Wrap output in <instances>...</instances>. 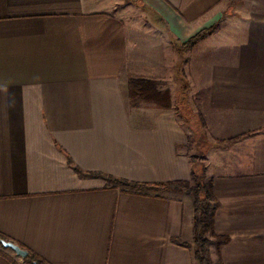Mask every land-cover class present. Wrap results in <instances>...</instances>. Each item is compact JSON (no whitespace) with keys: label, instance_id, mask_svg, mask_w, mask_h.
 I'll list each match as a JSON object with an SVG mask.
<instances>
[{"label":"crops","instance_id":"crops-1","mask_svg":"<svg viewBox=\"0 0 264 264\" xmlns=\"http://www.w3.org/2000/svg\"><path fill=\"white\" fill-rule=\"evenodd\" d=\"M139 79L163 104H131ZM184 103L230 239L213 257L264 264V0H0V234L46 264H200L194 197L110 181H192ZM0 264L27 263L0 244Z\"/></svg>","mask_w":264,"mask_h":264},{"label":"trees","instance_id":"trees-1","mask_svg":"<svg viewBox=\"0 0 264 264\" xmlns=\"http://www.w3.org/2000/svg\"><path fill=\"white\" fill-rule=\"evenodd\" d=\"M216 31L215 28L204 30L199 32L197 35L190 38L187 42L179 46V52L185 54L197 43L208 38ZM129 94L131 104H136V101H158L159 104L162 103L160 99V94H158L156 88L151 81L148 80H131L129 83ZM163 104V103H162ZM170 107V106H169ZM184 108H182L183 116L185 115ZM181 111V110H180ZM200 117V115H199ZM201 124L205 127L203 118L200 117ZM202 132V130H201ZM251 135V134H246ZM202 137H196V140H201ZM242 137L234 138L230 142L236 141ZM70 164L72 165V161ZM193 163L192 170V181L190 183L179 182V183H169L156 186L142 185L127 180L110 178L112 183L124 186L131 187L134 189H151V190H170L180 193H184L194 197L195 199V258L200 262V264H214L211 259V247L216 245L220 250L223 246L227 245L230 239L218 238V243L215 244L211 242L209 235H214L215 233V213L219 208V203L217 202L213 186L211 183L206 182V168L203 166H197L198 164L195 161ZM76 171L80 172L77 168ZM0 240L8 241L3 235L0 234ZM179 244V242H176ZM184 247L191 248L187 244H183ZM27 264H46L43 260L37 257L35 254L29 252V257L25 259ZM222 264V262H220Z\"/></svg>","mask_w":264,"mask_h":264},{"label":"rangeland","instance_id":"rangeland-1","mask_svg":"<svg viewBox=\"0 0 264 264\" xmlns=\"http://www.w3.org/2000/svg\"><path fill=\"white\" fill-rule=\"evenodd\" d=\"M228 12L226 14H224V16L222 17V20L220 22H217L216 24H214L212 27L208 28V29H212V28H215L216 31L215 33L220 30L222 27H225V18L227 16ZM208 29H204V30H208ZM203 30V31H204ZM187 42V41H186ZM185 43V42H184ZM182 44H179L177 45L178 47L181 46ZM194 47V46H193ZM192 47V48H193ZM191 48V49H192ZM190 49V50H191ZM188 50L185 54H182V55H187V53L190 51ZM180 55V54H179ZM188 56V55H187ZM187 66V65H186ZM185 76L187 77V74L185 73ZM184 112H185V115L182 116L183 119L185 120V122L190 125V129H192V133L190 135V142L188 145V148L186 146V153H188L189 155H191L192 157V161H195L198 165L197 166H203L204 168H206V173H207V156H208V152L210 150L209 146L211 145L206 134L201 130L202 128L204 127L202 124H201V121H200V117H199V112L198 110L196 109V105L195 104H191L190 105H187L186 103H184ZM183 107V108H184ZM194 108V109H193ZM205 128V127H204ZM204 134V137H202L201 140H196V137H200L201 135L203 136ZM243 137V136H241ZM241 139V138H240ZM239 140V139H238ZM207 182V181H206ZM218 202V201H217ZM219 203V202H218ZM220 205V204H219ZM219 209V208H218ZM217 209V210H218ZM217 212V211H216ZM215 219H216V213H215ZM210 236V239H211V242L217 244L218 243V238H226V239H229L228 237H224V236H219L216 234V228H215V233L214 235H209ZM230 242V241H229ZM192 247V246H191ZM194 249L196 250V246H195V243H194ZM224 247V246H223ZM222 247V248H223ZM221 248V249H222ZM221 249L219 250L218 247L216 245H213L211 247V259H212V262L214 264H220V261H217V259H215L213 257V254L215 255L216 252L219 253L221 251ZM216 251V252H215ZM216 256V255H215ZM216 260V261H215Z\"/></svg>","mask_w":264,"mask_h":264},{"label":"water","instance_id":"water-1","mask_svg":"<svg viewBox=\"0 0 264 264\" xmlns=\"http://www.w3.org/2000/svg\"><path fill=\"white\" fill-rule=\"evenodd\" d=\"M0 244L3 246V248L8 249V250H12L17 256H19L22 259H27L29 257V252L22 249L21 247H19L18 245L6 241V240H0ZM38 264V263H35Z\"/></svg>","mask_w":264,"mask_h":264}]
</instances>
